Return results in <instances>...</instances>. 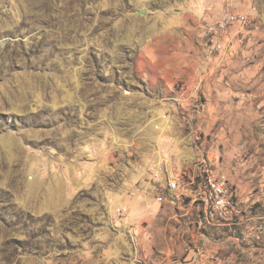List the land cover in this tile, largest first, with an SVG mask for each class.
Segmentation results:
<instances>
[{"label":"rangeland","instance_id":"obj_1","mask_svg":"<svg viewBox=\"0 0 264 264\" xmlns=\"http://www.w3.org/2000/svg\"><path fill=\"white\" fill-rule=\"evenodd\" d=\"M0 264H264V0H0Z\"/></svg>","mask_w":264,"mask_h":264},{"label":"built area","instance_id":"obj_2","mask_svg":"<svg viewBox=\"0 0 264 264\" xmlns=\"http://www.w3.org/2000/svg\"><path fill=\"white\" fill-rule=\"evenodd\" d=\"M246 23V15L226 13L220 16L219 20L214 24L212 31L223 33L235 25H244ZM149 175L150 182L155 185H159L163 190L169 192L171 194L172 201H180V195H185L187 193V191L179 190V183H181L179 179L181 178V174L177 172L173 174L172 170L167 167L165 162L154 165ZM198 177H202V193L196 197L194 203L205 204L206 210L205 177L202 174ZM213 182L217 189V199L216 214L212 215V220L229 219L230 213H235L239 208L236 190L226 179L218 175H213ZM224 192H232L236 194V201L226 202L224 199Z\"/></svg>","mask_w":264,"mask_h":264},{"label":"bare ground","instance_id":"obj_3","mask_svg":"<svg viewBox=\"0 0 264 264\" xmlns=\"http://www.w3.org/2000/svg\"><path fill=\"white\" fill-rule=\"evenodd\" d=\"M205 189H206V210L204 211V213L205 214L210 213V214L215 215L216 214L217 189L214 185L213 178L210 177L209 175L205 177ZM198 190L199 191L194 192V196L191 197L194 200L196 199V197H198L202 193V179L200 180L198 184ZM190 193H192V191ZM224 199L226 202H235V195L232 192H224ZM198 205L205 209V204L198 203ZM232 216H233V213H230L229 219H222V220H217V221L227 223L228 221L231 220Z\"/></svg>","mask_w":264,"mask_h":264},{"label":"water","instance_id":"obj_4","mask_svg":"<svg viewBox=\"0 0 264 264\" xmlns=\"http://www.w3.org/2000/svg\"><path fill=\"white\" fill-rule=\"evenodd\" d=\"M144 13H145V11L144 10H141L140 12L137 13V15H142Z\"/></svg>","mask_w":264,"mask_h":264}]
</instances>
